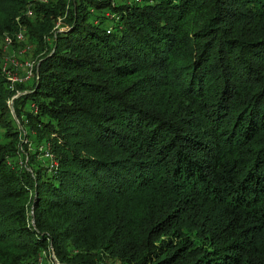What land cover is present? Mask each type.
<instances>
[{"label":"trees","instance_id":"1","mask_svg":"<svg viewBox=\"0 0 264 264\" xmlns=\"http://www.w3.org/2000/svg\"><path fill=\"white\" fill-rule=\"evenodd\" d=\"M27 7L0 264H264V0H0V37Z\"/></svg>","mask_w":264,"mask_h":264},{"label":"rangeland","instance_id":"2","mask_svg":"<svg viewBox=\"0 0 264 264\" xmlns=\"http://www.w3.org/2000/svg\"><path fill=\"white\" fill-rule=\"evenodd\" d=\"M39 2L41 1H46V0H38ZM128 1V0H126ZM25 11V10H24ZM20 15V16H16L14 18V22H15V26H16V29L13 28L12 31H5L3 32L2 36L0 37V61L2 63H4V61L6 59H11V58H15L18 62H19V65H21V67L19 66V70L16 72L17 75L19 77H24V73H25V68L23 66L24 63H33V74L35 75L36 74V69H37V66L39 64L38 62V59L40 57L41 54H38V53H35L33 47H32V44L28 38V33H27V27H29V31L32 33L33 32V26L35 25L34 23L33 24H30L32 22V18L34 17V14H33V10L30 8V7H27L26 8V11ZM60 24V20L57 22V25L56 27ZM62 29H60L59 31H61ZM63 31V30H62ZM22 35L23 36V39H20L21 41L17 40V36L18 35ZM6 39H9L10 40V45H8L6 47ZM3 65V64H2ZM1 65V67H2ZM24 70V72H23ZM2 72V71H1ZM3 74V73H2ZM26 77V76H25ZM30 79H33V76L32 78ZM25 81H28L25 80ZM20 83H23V82H20ZM21 90V89H20ZM15 90V95L11 98V100L9 101L8 100V106H9V112L10 114L12 115L16 125L18 126L19 128V131L21 133L22 136L19 137V141H20V148L22 151L23 148L27 149L26 151H24V153L21 154V156L25 159V162L28 161V156H30V147L28 146V143H27V138L25 137L26 134H25V131L23 130V125L20 123V121L17 119L16 115H15V112H14V109H13V104H12V101L14 100V98L22 95V92H20ZM148 100L150 99L152 103H154L156 100L153 99V98H147ZM32 111L33 113H36V107L32 105ZM42 147L39 148V150L41 151ZM42 151H45V155H43L45 158L46 156L48 157L49 159V162H48V171H52L53 172L58 168V160L56 159L55 155L50 151V148L48 149H44ZM48 151V152H47ZM48 153V154H46ZM27 164V163H26ZM26 164H23V163H20V165L24 166V168H26L28 171H30V169H28L26 167Z\"/></svg>","mask_w":264,"mask_h":264},{"label":"built area","instance_id":"3","mask_svg":"<svg viewBox=\"0 0 264 264\" xmlns=\"http://www.w3.org/2000/svg\"><path fill=\"white\" fill-rule=\"evenodd\" d=\"M136 2H138L139 0H135ZM17 40L21 41L20 39H23V36L20 34L17 36L16 38ZM10 45V40L6 39V47ZM19 66L21 67V65H19V62L15 59V58H9L6 59L1 67V71L2 73L8 78V81L10 83V87L11 89L14 88L15 84L20 83V82H24L27 79L32 78V76L34 77L33 74V63L29 62V63H24L23 66L25 68V75L24 77H19L17 75V71L19 70ZM24 72V70H23ZM26 76V77H25Z\"/></svg>","mask_w":264,"mask_h":264}]
</instances>
